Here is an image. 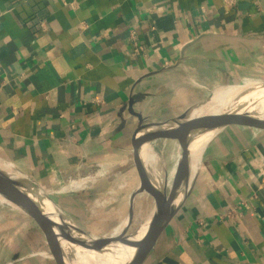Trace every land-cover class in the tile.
Here are the masks:
<instances>
[{
    "label": "crops",
    "instance_id": "0c3cea01",
    "mask_svg": "<svg viewBox=\"0 0 264 264\" xmlns=\"http://www.w3.org/2000/svg\"><path fill=\"white\" fill-rule=\"evenodd\" d=\"M251 80L264 81V0H0V159L55 193L121 158L131 178L113 191L136 186L113 209L117 227L81 225L79 192L57 199L94 234L130 232L138 202L153 204L140 190L137 113L141 134ZM171 141L150 144L169 184L181 158H168ZM0 212V264H58L30 216L3 202ZM143 264H264V128L233 124L210 139Z\"/></svg>",
    "mask_w": 264,
    "mask_h": 264
},
{
    "label": "water",
    "instance_id": "95a60500",
    "mask_svg": "<svg viewBox=\"0 0 264 264\" xmlns=\"http://www.w3.org/2000/svg\"><path fill=\"white\" fill-rule=\"evenodd\" d=\"M135 102L136 94H132L128 104L130 110ZM137 114L140 124L135 135L141 156L152 141L161 137H178L183 151L171 184L161 157V162H156L159 163L157 172L149 165L142 171L140 190L149 189L154 201L139 226L128 233L86 231L57 200L77 189L48 192L13 164L0 159V202L24 212L37 223L58 264H72L78 256L87 264H143L187 196L210 139L233 124L264 128V81L217 86L208 97L192 104L182 114L141 134L145 126L141 114ZM199 140L206 141L199 162L194 165L192 147Z\"/></svg>",
    "mask_w": 264,
    "mask_h": 264
},
{
    "label": "rangeland",
    "instance_id": "374dc122",
    "mask_svg": "<svg viewBox=\"0 0 264 264\" xmlns=\"http://www.w3.org/2000/svg\"><path fill=\"white\" fill-rule=\"evenodd\" d=\"M171 141L167 147V154L168 158L171 160V156L173 158H178L179 153L182 154L183 148L181 145V142L178 137H171L169 138ZM157 152V151H156ZM158 155L160 154L159 151L157 152ZM147 151L146 148L144 149L142 153V157L145 160V163H147ZM159 156L162 157L160 154ZM105 165V164H104ZM102 166L100 168H94V170L90 174H85V175H90L94 176L97 175L98 173H102L100 177L97 178L94 182L90 183L85 187L79 188L76 190V192H79L81 196L82 202L80 204H77V208L75 210L79 214V223L83 225L84 227L90 228V229H96L98 231H110L112 230L115 226L119 224V217L117 216L118 214L114 211L120 204V202L125 201L132 196V189L129 187L126 189V187H120L116 186L115 189L114 185L115 183L122 184L125 178H131V174L129 173L128 169H124L125 165L121 163V158H117L111 162V164H107V166ZM114 166L115 171L111 174L110 171L108 170L109 167ZM94 173V174H92ZM173 173V172H172ZM174 178L173 174H171V179ZM100 180H112L111 183L109 184L104 190L97 191L96 190V185L97 182ZM70 184V182H69ZM67 184V185H69ZM61 186L59 189H63L62 191L68 192L70 191L69 186ZM65 187V188H62ZM113 187V188H111ZM91 188H95L93 192H90ZM123 188V189H120ZM112 191V192H111ZM117 191V192H116ZM114 192V193H113ZM116 194L115 201H113L112 197ZM125 199V200H124ZM129 200V199H128ZM116 207V208H114ZM150 208V207H149ZM149 208H145V202L144 201H139L136 211H135V218H134V224L132 225L131 229L129 231L135 230L141 221L143 220V214H147L149 211ZM114 209V210H113ZM2 215V212H0V216ZM3 221L0 218V228L3 226ZM111 234V233H110Z\"/></svg>",
    "mask_w": 264,
    "mask_h": 264
},
{
    "label": "bare ground",
    "instance_id": "6f19581e",
    "mask_svg": "<svg viewBox=\"0 0 264 264\" xmlns=\"http://www.w3.org/2000/svg\"><path fill=\"white\" fill-rule=\"evenodd\" d=\"M205 141L206 140H199V141H197V142H195L193 144L192 153H193L194 165H197V163L199 162V159H200L201 152H202V149H203ZM146 151H147V155H148L146 164L153 167L154 164L156 165V162L158 160L157 156H156V153H155L153 147H151V146H147L146 147ZM92 174H94V173H92ZM101 175H102V173H98L97 175H94V176L93 175L92 176H88L87 175V176H84V177L76 178V179H73L72 182H70V184L67 185V186H69L70 190L71 189H79V188H82V187H85V186L88 187V185L90 183H92L95 180H97V178L100 177ZM62 188H65V187H62ZM72 264H87V262L83 261L78 256V259L72 261Z\"/></svg>",
    "mask_w": 264,
    "mask_h": 264
},
{
    "label": "built area",
    "instance_id": "2783aa9c",
    "mask_svg": "<svg viewBox=\"0 0 264 264\" xmlns=\"http://www.w3.org/2000/svg\"><path fill=\"white\" fill-rule=\"evenodd\" d=\"M138 50V49H137Z\"/></svg>",
    "mask_w": 264,
    "mask_h": 264
}]
</instances>
